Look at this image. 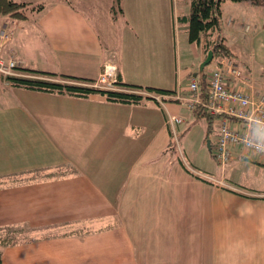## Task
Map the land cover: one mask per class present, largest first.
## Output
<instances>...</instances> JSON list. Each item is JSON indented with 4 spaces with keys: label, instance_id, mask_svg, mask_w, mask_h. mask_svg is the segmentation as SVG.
I'll return each mask as SVG.
<instances>
[{
    "label": "crops",
    "instance_id": "obj_1",
    "mask_svg": "<svg viewBox=\"0 0 264 264\" xmlns=\"http://www.w3.org/2000/svg\"><path fill=\"white\" fill-rule=\"evenodd\" d=\"M17 1L43 6L28 20L0 16L13 30L6 53L24 69L98 80L114 65L122 84L184 96V80L202 79L193 0H122L116 13V0ZM261 1H229L239 17L209 39L223 37L235 57L224 33L247 37V19L264 22ZM261 33L264 23L252 40ZM240 67L263 92L264 76ZM0 76V264H264V186L234 180L239 169L264 170V155L236 147L219 178L204 174L169 154L178 101L119 103ZM15 229L28 234L5 242Z\"/></svg>",
    "mask_w": 264,
    "mask_h": 264
},
{
    "label": "built area",
    "instance_id": "obj_2",
    "mask_svg": "<svg viewBox=\"0 0 264 264\" xmlns=\"http://www.w3.org/2000/svg\"><path fill=\"white\" fill-rule=\"evenodd\" d=\"M12 37L13 30L8 24H0V75L5 78L25 77L27 75L19 71L22 61L16 59L14 53H6ZM205 75L206 97L203 95L201 79L195 76L189 80L187 96L181 90L172 94L124 88L119 85L118 70L114 65L106 66L100 78L88 85L152 96L162 105H165L166 98L172 99L186 105L192 112L199 107L206 110L219 124L214 157L220 165H226L231 160L236 147L264 155V91L256 92L252 85L249 86L234 58L220 57L213 70ZM167 123L176 135L177 128L184 123V119L169 114Z\"/></svg>",
    "mask_w": 264,
    "mask_h": 264
},
{
    "label": "rangeland",
    "instance_id": "obj_3",
    "mask_svg": "<svg viewBox=\"0 0 264 264\" xmlns=\"http://www.w3.org/2000/svg\"><path fill=\"white\" fill-rule=\"evenodd\" d=\"M247 3L250 4L249 1L244 2L245 5H248ZM230 5H232V2L226 1L221 7L220 24L224 31L226 29L229 30V27L226 26V20L229 17H239ZM246 14L248 13L246 12ZM246 17H250V14L246 15ZM254 19L256 21L250 20V18L246 21V23L251 26V32L248 33L247 37H245L243 33H240L238 38L234 41L233 34H237L236 31L231 32L233 33L232 35L226 31L224 35L227 37V40H230H228L229 44L232 45V50L235 53V57L233 58L240 65H244L251 71L255 78H258L259 76H264V33H261V35L254 40H252L251 37L263 26L264 22L261 23L262 20L259 21V19L257 21L256 18ZM0 20L3 21L1 17ZM247 24H245V26ZM231 30L233 29H230V31ZM204 58L206 59L207 55ZM217 60L218 56H215L213 61L206 66V70H213ZM201 63L202 62L199 63L198 69H200ZM181 68L182 67H180V69ZM186 82L189 81L184 80L182 83L185 85ZM0 85H4L1 76ZM177 105L179 106V115L185 120L184 123L178 126L176 135L173 132L169 134L170 147L168 151L171 158L181 161V166H183L182 164H184L185 167L191 166L204 174L219 178L222 175V165L214 158L215 142L219 134L218 122L216 120L213 122V127L210 131L207 118H197L186 105ZM209 141H211V145H209ZM234 180L236 182H241L238 180H242L244 183L241 184L246 188L264 186V170H257L254 167L249 168V170L239 169L238 173H234ZM27 234L28 231L24 229L5 230L3 232V239L5 242L19 241L23 240L24 236Z\"/></svg>",
    "mask_w": 264,
    "mask_h": 264
},
{
    "label": "trees",
    "instance_id": "obj_4",
    "mask_svg": "<svg viewBox=\"0 0 264 264\" xmlns=\"http://www.w3.org/2000/svg\"><path fill=\"white\" fill-rule=\"evenodd\" d=\"M226 1H251L253 4H259L262 2L261 0H193L191 4L190 16L187 18L189 23V41L197 45H203L206 54L212 50L215 56L232 58L233 53L230 50V47L225 43V39L223 37L218 35V38L215 40L209 39V37L219 31L221 27V7ZM121 3L122 0L115 1V5L113 7L115 13L122 10ZM41 7L43 6L32 5L31 3L17 0H0V15L8 16L11 19L19 21L28 20L30 18V14L40 10ZM206 37L207 40L209 39L208 42L205 40ZM19 71L27 76H12L5 78L13 86L81 97H87L90 94H101L106 96L109 101L119 103H138L146 98L144 95L139 93L92 87L88 85L96 81L92 79L24 69L22 67L19 68ZM201 76V86L204 91L203 95L206 97L207 83L206 78H204L205 72H203ZM119 85L128 89H141V87L122 84L120 79ZM148 90L159 93H172L171 91L153 88ZM195 116L197 118H207L209 130L211 131L213 122L215 121L213 116L200 107L195 111Z\"/></svg>",
    "mask_w": 264,
    "mask_h": 264
},
{
    "label": "water",
    "instance_id": "obj_5",
    "mask_svg": "<svg viewBox=\"0 0 264 264\" xmlns=\"http://www.w3.org/2000/svg\"><path fill=\"white\" fill-rule=\"evenodd\" d=\"M214 59V52L211 50L208 53L207 58L205 59V61L201 64L200 67V72L203 73L204 69L206 68V66H208ZM209 145H211V141H209Z\"/></svg>",
    "mask_w": 264,
    "mask_h": 264
}]
</instances>
